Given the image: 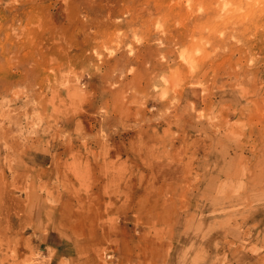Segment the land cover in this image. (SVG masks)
Returning a JSON list of instances; mask_svg holds the SVG:
<instances>
[{
  "label": "rangeland",
  "instance_id": "374dc122",
  "mask_svg": "<svg viewBox=\"0 0 264 264\" xmlns=\"http://www.w3.org/2000/svg\"><path fill=\"white\" fill-rule=\"evenodd\" d=\"M0 264H264V0H0Z\"/></svg>",
  "mask_w": 264,
  "mask_h": 264
},
{
  "label": "bare ground",
  "instance_id": "6f19581e",
  "mask_svg": "<svg viewBox=\"0 0 264 264\" xmlns=\"http://www.w3.org/2000/svg\"><path fill=\"white\" fill-rule=\"evenodd\" d=\"M35 200V199H34ZM38 200H40L39 198H38Z\"/></svg>",
  "mask_w": 264,
  "mask_h": 264
}]
</instances>
